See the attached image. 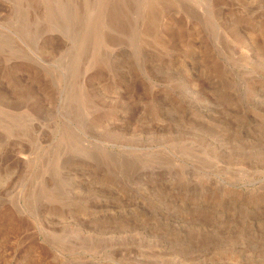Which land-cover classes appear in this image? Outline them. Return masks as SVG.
Listing matches in <instances>:
<instances>
[{
	"label": "rangeland",
	"instance_id": "obj_1",
	"mask_svg": "<svg viewBox=\"0 0 264 264\" xmlns=\"http://www.w3.org/2000/svg\"><path fill=\"white\" fill-rule=\"evenodd\" d=\"M0 264H264V0H0Z\"/></svg>",
	"mask_w": 264,
	"mask_h": 264
}]
</instances>
